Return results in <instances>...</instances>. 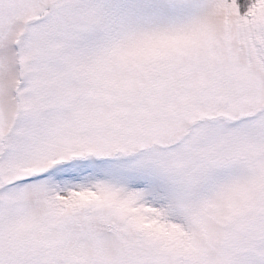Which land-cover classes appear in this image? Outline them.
I'll list each match as a JSON object with an SVG mask.
<instances>
[{
  "label": "snow or ice",
  "instance_id": "6c2138e0",
  "mask_svg": "<svg viewBox=\"0 0 264 264\" xmlns=\"http://www.w3.org/2000/svg\"><path fill=\"white\" fill-rule=\"evenodd\" d=\"M0 264H264V0H0Z\"/></svg>",
  "mask_w": 264,
  "mask_h": 264
}]
</instances>
